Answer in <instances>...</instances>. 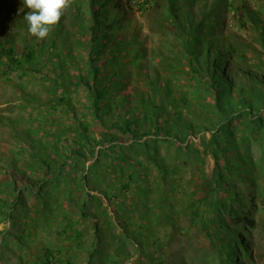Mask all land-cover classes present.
Returning a JSON list of instances; mask_svg holds the SVG:
<instances>
[{
  "label": "trees",
  "instance_id": "1",
  "mask_svg": "<svg viewBox=\"0 0 264 264\" xmlns=\"http://www.w3.org/2000/svg\"><path fill=\"white\" fill-rule=\"evenodd\" d=\"M19 1L0 0V5L14 6ZM109 1L88 0L91 22L82 25L88 35L85 68L75 77L68 71L74 44L68 40L64 17L46 39L26 37L21 50L5 43L9 39L0 41L4 74L40 71L51 84L44 115L37 121L42 134L36 136L35 126L28 121L27 147L16 153L26 155L28 161L20 168L12 155L9 175L0 179V223H7L0 230V264H74L73 252L63 257L66 248L50 242L41 245L32 260L25 257L40 224L42 231L54 226L64 235L66 246L82 248L84 264H126L128 259L130 264H186L181 250L177 256L167 251L178 234L185 235L183 227L167 212L163 215L169 217L154 213L146 202L149 190L142 183L147 182L149 164L156 167L154 180L164 187L159 200L183 199L181 207L188 210L191 223L210 241L213 251L208 250L197 264H248L252 217L257 199L263 196L257 182L264 174V7L253 8L246 0H240L241 7L234 0H213L197 16L193 5L201 0H165L158 23L179 40L177 55L171 62L161 59L160 68L153 66L152 73H141L144 54L139 48L128 62L117 52L125 43L123 37L115 38L124 13H111ZM240 8L243 24L257 30L255 40L260 46L249 47L251 57L238 51L239 44L220 29L226 21L219 12ZM131 60L138 66L136 76L144 78L147 86L121 94L125 84L136 78L127 69ZM49 62L56 71L48 70ZM174 66L188 67L183 71L188 72L185 89L173 84L177 79L169 71ZM79 87L88 101L83 109H77L71 99ZM33 98L26 99L30 104L38 101ZM95 126L100 137L93 131ZM204 131L210 135L202 140L200 150L194 138ZM237 132L241 134L236 140ZM258 141L260 161L252 158L250 147ZM162 147L172 148L173 157L201 164L194 172L197 198L191 199L180 187L178 166L165 161ZM206 153L215 160L210 176L204 171ZM237 182L249 190L244 193ZM138 192L145 202L127 200ZM64 201L73 207H65ZM159 205L153 206L162 209Z\"/></svg>",
  "mask_w": 264,
  "mask_h": 264
},
{
  "label": "rangeland",
  "instance_id": "2",
  "mask_svg": "<svg viewBox=\"0 0 264 264\" xmlns=\"http://www.w3.org/2000/svg\"><path fill=\"white\" fill-rule=\"evenodd\" d=\"M81 1L82 2L80 3L79 0H73L72 6L65 12L63 16L64 27L68 29L70 33L68 40L74 44L71 48V57H73L72 63L68 67L70 77H75L80 69L85 68L87 49L85 48L84 41L88 38V35L86 34V27L91 22L92 13L88 0ZM153 2L154 0H149V2L148 0L147 2L144 0L109 1L111 13H124L123 20H121L119 27L116 28L115 38L119 40L123 37L125 39V43L124 48L119 47L117 52L119 53V56H124V62H128L130 59H132L134 50L139 48L140 53L144 54L140 61V64L142 65L141 73H145V71L152 73L153 66L158 67V69L160 68L161 59L166 57L165 60L167 62H171L170 59H173L177 55L176 49L179 40H175L174 36L165 33V28L162 29L158 23L159 16L163 12L166 1L157 0V3ZM212 2L213 0H201L196 2L193 5L194 13L197 16L201 15L206 8H209L212 5ZM246 2L253 8L259 6L264 7V0H246ZM179 4L182 5V2L180 1ZM139 5L142 6L140 7ZM234 5L241 7L240 0H234ZM240 10L241 8L237 11L230 10L226 13L221 10L219 12V16L224 17L226 23L220 29H222V32L225 35H231L233 42L239 44L238 48L241 47V50L238 51H245L246 55L251 57L252 54L250 48L252 47L256 49L260 46V44L255 40L257 37V30L254 29L249 23L248 26L243 24V20L241 19L242 16H240ZM28 11L29 10L23 5V0H20L14 6L0 5L1 42L4 43L6 38L10 40L5 42L8 45L16 46L17 50H21L23 48L24 39L31 36L27 30V22L24 19V16ZM164 23L166 24L167 22L164 21ZM83 24H86L87 26L83 27ZM57 45L60 47L59 49H62L60 46V40L57 41ZM65 50L66 49H63V51ZM107 53L108 50H106L105 54ZM51 64V62L48 63V70L52 69L53 71H56L52 68L53 65L51 67ZM5 69L6 68H0V179H6V176L9 175L10 168H12V166L8 161L12 155L18 158L16 159V163L20 168H24V163L28 161L26 155L22 154L21 156H18L16 153L21 147H27V143L24 141V135L26 127H28V121L31 120V126H35V130H37L36 136L42 134V131L37 129L38 125H40L37 123V121L42 120L44 108L47 107V88L51 86L50 82H46L43 79V72H28L26 75L20 76L19 72L15 70L4 74ZM127 69L130 71L132 70V76L136 78H134V82H127L125 84V90L124 92L122 90L121 94L131 93L134 90V87L146 89V80L142 77H139L141 78L139 79L136 76L138 71L137 64L131 60L127 66ZM184 70L188 71V67L183 66L180 69V67L174 66L173 69L169 71L171 74H173L174 78L176 77V79L179 80V82L177 80H172L174 85L180 87L179 89L182 87L184 89L186 88L183 85V82L185 75L188 72L183 73ZM14 83H16V85H21V90L15 88L16 85ZM29 95L38 101L36 102L33 100L30 104V102L27 100ZM85 95L86 91H84V89L81 87L77 88V90L72 93L71 99L77 109H83V107L88 104ZM36 103L40 105L39 108H37ZM199 111L201 113V110H198V112ZM93 131L98 135V137H100V129L98 126H95ZM240 134L241 132L236 133V140L240 137ZM209 135L210 131H204L201 133V135L195 136L194 141L197 145L196 147H198L200 150H203L202 140H207ZM22 142L24 146L22 145ZM259 142L260 141L250 145L252 151L251 156L254 160L258 159V161H260V154L262 152ZM237 145L240 147V151H242V144L237 142ZM161 153L162 155H167V158L164 157L167 163H172L178 166V176L182 181L180 187H182L184 191L188 193V195H191V199L192 197L197 198L198 185L196 184L197 180L194 172L202 167L201 164L191 160L185 162L182 160L181 156L173 157L174 153L172 148L165 149L162 147ZM202 157L205 161L204 171L206 172L207 176H210L212 168L215 164V160L209 153L203 154ZM139 158L142 157L139 156ZM88 163L89 162L86 164ZM256 168L254 169V172H256ZM147 170L149 172V175L147 176V182L142 183V185H146L149 190L146 196V202L148 203V206L153 207V212L159 213L160 217H169L163 215L165 212L169 213L171 217H176L181 227L184 229L183 232L185 231V235L178 234L177 240L172 244L171 248L167 249L168 253H173L175 255L178 250H181L183 253V261L186 264H197L198 261L201 262V258L204 257L208 250L213 251L212 247L210 246V241L203 237L199 230L195 229L196 225L191 223V215L187 212L188 210L181 207L183 204L181 205L180 202L183 199L176 196V199L173 200L172 203V198L166 196V198H169L166 201L159 200L158 195L160 194V190H162L164 187H159L158 182L160 181L154 180L157 176L155 165L149 164L147 166ZM29 173L30 172L27 174ZM257 183L259 184V188L262 190L261 192L263 193V196L257 199V209L255 210V213L252 217L254 219L255 225L250 229L251 238L249 247H252V260L247 261L248 264H264V174L260 175ZM245 185L246 184L237 182V186L244 193L249 190L246 189ZM180 187L177 186L178 193H181ZM165 188H168V186ZM194 191L195 193L193 194ZM165 195L170 196L171 194L167 192ZM132 198H134V201H141L142 203L145 202V196L143 194H139V192L137 194L127 196V200L129 202L132 200ZM103 202L106 201L103 200ZM70 204L71 207H73L72 202L64 201L65 207L69 206ZM157 204H162L159 205L162 207V209H160V207L153 206ZM164 204H167V206H164ZM171 208H174L175 212L172 211ZM49 224L51 225V222H49ZM6 225V221H2L0 223V230ZM53 227L54 226H51L47 228V230L42 231L41 224L39 225V228L37 229L34 236L36 237V240L31 243V250L26 253L27 255H25V257H28V259L32 260L33 255L37 254L40 246L44 245L45 242H50L56 244L57 246H63L66 248V253L61 256L68 257V253L73 252L75 256L73 263L84 264L85 252H83L82 248L76 249L73 245L66 246L64 235L58 234V232L55 230L56 228ZM24 251L26 250H21V252ZM131 260L132 259H130V261ZM12 261H14V258H11V262ZM130 261L128 259L126 264H130ZM177 264L181 263L177 261Z\"/></svg>",
  "mask_w": 264,
  "mask_h": 264
},
{
  "label": "clouds",
  "instance_id": "3",
  "mask_svg": "<svg viewBox=\"0 0 264 264\" xmlns=\"http://www.w3.org/2000/svg\"><path fill=\"white\" fill-rule=\"evenodd\" d=\"M72 3L73 0H23L29 10L24 16L29 34L41 41L46 39Z\"/></svg>",
  "mask_w": 264,
  "mask_h": 264
}]
</instances>
